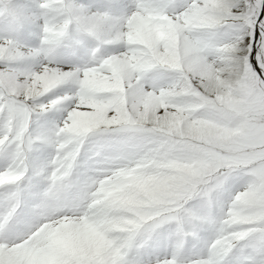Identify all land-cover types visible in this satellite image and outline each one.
Segmentation results:
<instances>
[{"label":"snow or ice","instance_id":"1","mask_svg":"<svg viewBox=\"0 0 264 264\" xmlns=\"http://www.w3.org/2000/svg\"><path fill=\"white\" fill-rule=\"evenodd\" d=\"M0 264H264V0H0Z\"/></svg>","mask_w":264,"mask_h":264}]
</instances>
